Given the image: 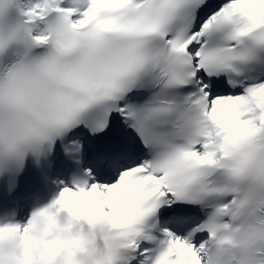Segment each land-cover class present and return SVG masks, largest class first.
I'll use <instances>...</instances> for the list:
<instances>
[{
  "label": "snow or ice",
  "instance_id": "obj_1",
  "mask_svg": "<svg viewBox=\"0 0 264 264\" xmlns=\"http://www.w3.org/2000/svg\"><path fill=\"white\" fill-rule=\"evenodd\" d=\"M57 139L76 175L54 202L110 218L124 264H212L237 218L248 246L264 0H0V162Z\"/></svg>",
  "mask_w": 264,
  "mask_h": 264
},
{
  "label": "clouds",
  "instance_id": "obj_2",
  "mask_svg": "<svg viewBox=\"0 0 264 264\" xmlns=\"http://www.w3.org/2000/svg\"><path fill=\"white\" fill-rule=\"evenodd\" d=\"M8 14L14 13L8 9ZM22 152L19 161L5 155L0 172L9 164L22 166L31 147ZM245 223L237 218L233 230L220 236L222 251L212 264H264V220L255 222L248 246L241 230ZM122 243L110 218L85 207L72 213L52 201L35 208L23 226L14 217L0 219V264H124Z\"/></svg>",
  "mask_w": 264,
  "mask_h": 264
}]
</instances>
